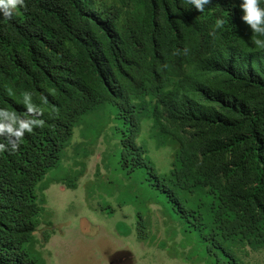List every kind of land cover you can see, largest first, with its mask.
<instances>
[{
	"label": "trees",
	"instance_id": "trees-1",
	"mask_svg": "<svg viewBox=\"0 0 264 264\" xmlns=\"http://www.w3.org/2000/svg\"><path fill=\"white\" fill-rule=\"evenodd\" d=\"M239 4L24 0L0 17V109L29 116L24 91L43 108L15 151L0 138V264H39L45 177L90 116L127 174L146 171L166 193L203 264H253L264 251V50ZM94 150L73 145L75 180Z\"/></svg>",
	"mask_w": 264,
	"mask_h": 264
},
{
	"label": "rangeland",
	"instance_id": "rangeland-1",
	"mask_svg": "<svg viewBox=\"0 0 264 264\" xmlns=\"http://www.w3.org/2000/svg\"><path fill=\"white\" fill-rule=\"evenodd\" d=\"M100 122L101 116L100 121L86 118L60 163L45 177L49 186L37 235L40 240V233L50 237L38 247L39 264H203L205 255L196 253L197 245L170 210L166 193L148 184L142 176L146 171L127 174L118 161L119 147L107 145L104 136L95 140ZM75 144L82 156L95 149L77 180L82 166L75 161ZM155 147L151 141L150 158L168 170V155ZM251 262L264 264V251L253 253Z\"/></svg>",
	"mask_w": 264,
	"mask_h": 264
},
{
	"label": "clouds",
	"instance_id": "clouds-1",
	"mask_svg": "<svg viewBox=\"0 0 264 264\" xmlns=\"http://www.w3.org/2000/svg\"><path fill=\"white\" fill-rule=\"evenodd\" d=\"M212 0H182V6L186 9H195L202 12ZM24 5V0H0V17L11 19L15 10ZM242 21L250 26L253 35L250 42L257 48L264 50V0H240ZM222 23V21L220 22ZM11 93V90H9ZM22 103L29 116L20 117L15 112L0 109V138L7 139L11 151L19 146V141L25 133L31 134L34 129L42 127L43 121L38 117L42 115L43 108L33 102L32 93H21ZM5 144L0 143V150H4Z\"/></svg>",
	"mask_w": 264,
	"mask_h": 264
}]
</instances>
